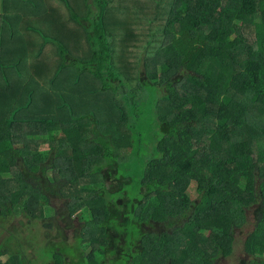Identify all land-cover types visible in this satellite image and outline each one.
Returning a JSON list of instances; mask_svg holds the SVG:
<instances>
[{
    "label": "trees",
    "instance_id": "obj_1",
    "mask_svg": "<svg viewBox=\"0 0 264 264\" xmlns=\"http://www.w3.org/2000/svg\"><path fill=\"white\" fill-rule=\"evenodd\" d=\"M2 3L0 264H264V0Z\"/></svg>",
    "mask_w": 264,
    "mask_h": 264
},
{
    "label": "rangeland",
    "instance_id": "obj_2",
    "mask_svg": "<svg viewBox=\"0 0 264 264\" xmlns=\"http://www.w3.org/2000/svg\"><path fill=\"white\" fill-rule=\"evenodd\" d=\"M3 10V3H2V0H0V22H1V19H2V17H3V15H4V11H2ZM114 28H110V30L112 31ZM116 35H117V37H115V39H118V40H120L121 39V37L120 36H118V34L116 33ZM116 41V50H119V43L117 42V40H115ZM44 146H46V145H44ZM142 157V156H141ZM140 157V158H141ZM13 221H15V220H13ZM13 225H16L17 226V223H15V224H12L11 222H8L7 223V226H5L4 227V230H2V236H0V242L1 241H3L6 237H7V235H8V231H12V229H13ZM25 231L26 230H22L21 231V235H23L24 233H25ZM238 236H239V238L241 239V238H243V235H241V234H238ZM245 238V237H244ZM240 245L241 244H239L237 247H236V253L230 258V259H227V260H224L223 262H222V264H235L236 262H238L239 261V259L240 258H243L244 256H245V254L244 253H241V251H240ZM31 250L30 249H28V251L27 252H30Z\"/></svg>",
    "mask_w": 264,
    "mask_h": 264
},
{
    "label": "water",
    "instance_id": "obj_3",
    "mask_svg": "<svg viewBox=\"0 0 264 264\" xmlns=\"http://www.w3.org/2000/svg\"><path fill=\"white\" fill-rule=\"evenodd\" d=\"M157 143V141H155V144Z\"/></svg>",
    "mask_w": 264,
    "mask_h": 264
}]
</instances>
